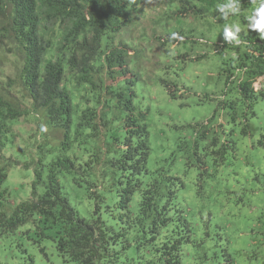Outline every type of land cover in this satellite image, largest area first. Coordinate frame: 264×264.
I'll use <instances>...</instances> for the list:
<instances>
[{
    "label": "trees",
    "instance_id": "obj_1",
    "mask_svg": "<svg viewBox=\"0 0 264 264\" xmlns=\"http://www.w3.org/2000/svg\"><path fill=\"white\" fill-rule=\"evenodd\" d=\"M226 2L158 0L151 20L157 34L134 37L145 0H0V239L29 238L22 228L33 224L42 236L49 231L66 263L233 264L217 245H206L201 211L181 206L178 175L150 167L148 109L136 102L137 82L147 79L141 49L155 44L157 58L168 56L159 83L172 99L184 89L171 80L174 65V76L183 70L173 57L193 52L196 65L218 58L216 75L206 73L221 86L205 97L215 98L223 118L190 124L179 138L185 166L198 164L212 176L211 167L217 172L235 155L238 141L242 154L264 158V40L248 27L253 0H239L240 11L224 19L217 5ZM233 23L241 27L239 45L224 39V26ZM169 47L182 50L173 55ZM28 117L38 128L27 139L24 165L33 181L30 198L14 203L3 186L18 163L3 152L16 138L13 123ZM66 176L91 202L88 217L63 194Z\"/></svg>",
    "mask_w": 264,
    "mask_h": 264
},
{
    "label": "rangeland",
    "instance_id": "obj_2",
    "mask_svg": "<svg viewBox=\"0 0 264 264\" xmlns=\"http://www.w3.org/2000/svg\"><path fill=\"white\" fill-rule=\"evenodd\" d=\"M157 2L145 0L146 16L133 29L134 37L142 30L148 32L149 36L157 34L158 29L151 30V20L159 13ZM180 50L181 47L165 49L173 55ZM159 52L160 47L155 44L150 50L141 49V56L144 57L141 64L147 79L143 78L145 83L137 82L136 102L143 109H148L151 148L149 165L151 168L156 165L170 168L171 173L174 172L181 179L183 187L179 190V202L183 207L195 208V212L201 211L203 219H207L206 229L210 233L207 246L217 245V253L221 257L229 256L233 264H264V158L254 150L247 152V156L243 155L242 142L238 141L235 155L226 157L217 172L211 167L210 171L214 170L211 176L203 173L198 164L185 166L183 155L186 149L179 141V138L191 132L190 124H205L214 121V118V123L222 121L223 114L216 108L215 98L205 97V92L209 93L213 88L216 90L221 86L220 82H216L215 87L214 80H208L206 73L214 72L216 75L218 65L212 60L218 58L196 65L190 61L193 52H180L182 58L173 57L176 60H172L173 64L182 61L180 64H183V70L180 69L174 76L177 66L174 65L171 80L178 78L177 81L181 86L184 85V89L182 92L180 90L181 96L177 93L178 98L172 99L159 83V69L167 56L161 53L157 58ZM184 54L187 56L184 57ZM157 59L161 60L158 64ZM11 62L12 58L5 68L6 72L10 71ZM24 119L13 123L16 138L12 143L8 142L3 152L5 157H11L18 163L8 170L3 186L10 194V201L14 203L30 198L33 181L32 169L24 165L29 157L27 147L30 143L27 139L38 128L32 122V117H28L26 122ZM182 126L186 128L182 129ZM26 132L31 135H26ZM61 187L70 206L81 217H88L91 202L84 191L76 187L67 176L61 178ZM40 192L41 188H38L37 193ZM205 213H209L210 217L207 218ZM198 217L199 214H196V219ZM22 229L29 230V238L11 235L0 239V264H76L63 261L54 242L48 238V230H43L42 236L33 224Z\"/></svg>",
    "mask_w": 264,
    "mask_h": 264
},
{
    "label": "clouds",
    "instance_id": "obj_3",
    "mask_svg": "<svg viewBox=\"0 0 264 264\" xmlns=\"http://www.w3.org/2000/svg\"><path fill=\"white\" fill-rule=\"evenodd\" d=\"M253 8V13L247 17L249 21L248 27L251 30L257 31L259 38L264 40V0H253ZM217 10L222 14V18L227 19L230 13L234 14L240 11V2L239 0H227L224 4H218ZM240 31L241 27L238 23L226 24L223 28L225 41L239 45L240 40L238 39V34ZM177 37V33L171 34V39H176ZM46 130V127L42 126L41 131Z\"/></svg>",
    "mask_w": 264,
    "mask_h": 264
}]
</instances>
